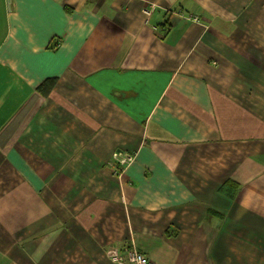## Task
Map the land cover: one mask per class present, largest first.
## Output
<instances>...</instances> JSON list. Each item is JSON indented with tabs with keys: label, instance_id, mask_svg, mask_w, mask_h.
I'll list each match as a JSON object with an SVG mask.
<instances>
[{
	"label": "crops",
	"instance_id": "0c3cea01",
	"mask_svg": "<svg viewBox=\"0 0 264 264\" xmlns=\"http://www.w3.org/2000/svg\"><path fill=\"white\" fill-rule=\"evenodd\" d=\"M132 242L264 264V0H0V264Z\"/></svg>",
	"mask_w": 264,
	"mask_h": 264
},
{
	"label": "built area",
	"instance_id": "2783aa9c",
	"mask_svg": "<svg viewBox=\"0 0 264 264\" xmlns=\"http://www.w3.org/2000/svg\"><path fill=\"white\" fill-rule=\"evenodd\" d=\"M150 10L151 8L144 9L146 13ZM193 19L197 20V17H193ZM134 154L135 153L124 151L122 149H115L111 154L109 166L113 167L114 173L119 176L123 169L134 160ZM106 254L117 264H150L149 259L135 249L133 242L123 256L119 254L116 248L107 249Z\"/></svg>",
	"mask_w": 264,
	"mask_h": 264
},
{
	"label": "trees",
	"instance_id": "16d2710c",
	"mask_svg": "<svg viewBox=\"0 0 264 264\" xmlns=\"http://www.w3.org/2000/svg\"><path fill=\"white\" fill-rule=\"evenodd\" d=\"M51 83H52L51 81H47V82H45V85H43L42 87L39 86L38 90L41 91V93H42V92H43V93H46L47 90H49V88L51 87ZM227 182H230L231 184H232V183L234 184V182H233L232 179L229 180V181H227Z\"/></svg>",
	"mask_w": 264,
	"mask_h": 264
}]
</instances>
